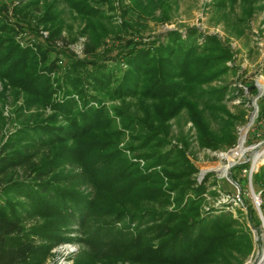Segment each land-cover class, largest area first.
<instances>
[{"label":"trees","instance_id":"16d2710c","mask_svg":"<svg viewBox=\"0 0 264 264\" xmlns=\"http://www.w3.org/2000/svg\"><path fill=\"white\" fill-rule=\"evenodd\" d=\"M64 1L84 21L88 56L56 42L65 45L61 31L72 30L58 0H28L14 14L0 6V264H45L68 240L86 247L72 264H241L253 248L250 233L229 210L202 214L216 179L207 171L198 181L182 129L170 138L171 119L185 111L199 147L236 141L242 121L225 101L243 88L210 84L228 71L229 46L195 25L142 39L148 17L170 19L168 0H130L119 25L104 9L115 8L113 0ZM257 1L216 4L225 20L239 6L244 22L264 7ZM40 26L48 29L42 40ZM258 103L261 117L264 97ZM132 156L146 160L145 169ZM252 184L264 212V164ZM74 223L80 235L68 233Z\"/></svg>","mask_w":264,"mask_h":264},{"label":"rangeland","instance_id":"374dc122","mask_svg":"<svg viewBox=\"0 0 264 264\" xmlns=\"http://www.w3.org/2000/svg\"><path fill=\"white\" fill-rule=\"evenodd\" d=\"M48 0H39V5ZM56 1L57 0H49ZM221 0H168L171 3L169 11L170 19L160 21L156 18L148 17V25L144 30L142 39L148 40L156 36L162 38L169 29L178 28L185 31V27L195 25L205 33H215L229 46L231 56L226 60L229 69L220 77L216 78L210 84H230L231 87L237 85L243 88L241 94L231 96L227 94L226 105L242 122H236L234 128L236 132V141L231 145L221 146L219 148L199 147L196 140L195 128L190 120H187L185 111H182L177 117L171 119L170 138L172 141L177 140L179 130L188 135L191 140L188 153L193 162L198 166V181H201L207 171H212V177L216 183L211 189L204 192V199L201 203L202 214L210 211L229 210L233 217L237 218V228H245L253 239V248L241 264H255L264 252V226L260 218V212L264 218V212L260 206L262 197L260 191H256L252 184V173L264 164V115L259 116L258 101L264 97V7L253 12L244 22L238 20L240 7L236 6L229 10L228 19L222 18V9L217 6ZM28 0H0V6L8 9L10 14H14L16 6H22ZM130 0H113L115 8L107 9L105 12L111 15V21L115 25L121 24V11L125 4ZM257 3H263L264 0H258ZM59 9L62 11L66 21L72 26V30L63 28L61 33L67 34L68 41L63 44V40L56 38V42L62 48L68 49L77 56H88L90 52H85L88 38L84 33L79 31L84 25V21L75 11L70 12L64 0H58ZM56 6V5H55ZM42 8H37L36 12H41ZM161 8L156 9L159 15ZM28 32V31H27ZM39 37L44 39L48 35V29L40 26ZM128 34V33H127ZM32 34L27 33V37ZM125 35V34H124ZM129 36V35H127ZM134 36V34H133ZM139 38V36L135 37ZM72 39V40H70ZM111 36H106L105 41L108 45L111 43ZM119 42L118 38L115 39ZM97 51H104V44L97 47ZM114 50L113 52H115ZM66 60V56L63 62ZM252 84L256 87V93H249L247 85ZM2 87L0 80V88ZM9 98L12 97L9 95ZM118 103V100H114ZM114 101H107L110 104ZM18 102H22L19 96ZM12 104L5 105L4 114H8V109ZM239 119V121H240ZM118 120V119H117ZM7 122L6 131L10 129ZM257 151L261 156L255 159ZM128 152V150H127ZM131 155V154H130ZM132 159L138 161L139 167L145 169L147 161L142 157L132 156ZM247 162L245 168L237 167L238 164ZM225 168V170L222 169ZM174 195V192L171 193ZM260 218L259 229L254 222L253 212ZM72 231L68 232L71 236L80 235L78 224H71ZM86 251L85 245L79 240L62 241L50 249V253L45 260V264H72L77 255H82ZM264 263V262H262ZM261 263V264H262ZM119 264H122L121 262ZM124 264H128L126 261Z\"/></svg>","mask_w":264,"mask_h":264},{"label":"bare ground","instance_id":"6f19581e","mask_svg":"<svg viewBox=\"0 0 264 264\" xmlns=\"http://www.w3.org/2000/svg\"><path fill=\"white\" fill-rule=\"evenodd\" d=\"M260 156H261V152H260V151H257V154H255V159L259 158ZM222 169L225 170L224 167H222ZM263 236H264V233H263ZM263 247H264V246H263ZM263 250H264V249H263ZM261 255H262L261 260H260L259 262H257L256 264H261L262 262H264V252L261 253ZM262 264H264V263H262Z\"/></svg>","mask_w":264,"mask_h":264},{"label":"water","instance_id":"95a60500","mask_svg":"<svg viewBox=\"0 0 264 264\" xmlns=\"http://www.w3.org/2000/svg\"><path fill=\"white\" fill-rule=\"evenodd\" d=\"M259 214H260V218L262 219L263 226H264V218L262 217V214H261V212H260V208H259ZM261 258H262V255L260 256V258L258 259L257 262H259V261L261 260ZM257 262H256V263H257ZM256 263H255V264H256Z\"/></svg>","mask_w":264,"mask_h":264}]
</instances>
